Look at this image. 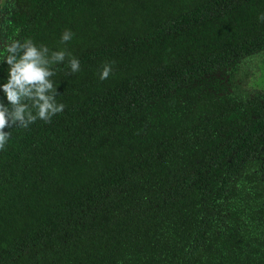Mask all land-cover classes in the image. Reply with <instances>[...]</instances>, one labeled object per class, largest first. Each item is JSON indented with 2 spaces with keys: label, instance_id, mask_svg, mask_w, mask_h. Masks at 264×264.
Masks as SVG:
<instances>
[{
  "label": "trees",
  "instance_id": "trees-1",
  "mask_svg": "<svg viewBox=\"0 0 264 264\" xmlns=\"http://www.w3.org/2000/svg\"><path fill=\"white\" fill-rule=\"evenodd\" d=\"M25 38L65 52V107L8 129L0 264H264V94L208 88L264 48V0H6L0 50Z\"/></svg>",
  "mask_w": 264,
  "mask_h": 264
},
{
  "label": "clouds",
  "instance_id": "clouds-1",
  "mask_svg": "<svg viewBox=\"0 0 264 264\" xmlns=\"http://www.w3.org/2000/svg\"><path fill=\"white\" fill-rule=\"evenodd\" d=\"M71 33H62L61 41L71 38ZM63 50L52 51L45 45L39 47L30 38L23 42L10 39L0 50V62L7 65L6 77L0 78V149L4 148L14 125L26 128L37 119L47 121L61 112L64 104L55 99L53 75L50 65L63 61ZM70 70H79V61L70 57ZM111 67L105 64L99 73L100 79H106ZM30 102V103H29ZM7 129V130H6Z\"/></svg>",
  "mask_w": 264,
  "mask_h": 264
},
{
  "label": "flooded vegetation",
  "instance_id": "flooded-vegetation-1",
  "mask_svg": "<svg viewBox=\"0 0 264 264\" xmlns=\"http://www.w3.org/2000/svg\"><path fill=\"white\" fill-rule=\"evenodd\" d=\"M0 4V10L4 3ZM264 63V48L258 52L247 55L234 68L222 70L217 74L218 80H208V88L213 99H221L222 95L232 96L233 103H241V100H254L259 94H264V88L254 85V79L261 70L260 65ZM260 102H263L261 99ZM264 162V159L260 160Z\"/></svg>",
  "mask_w": 264,
  "mask_h": 264
},
{
  "label": "rangeland",
  "instance_id": "rangeland-1",
  "mask_svg": "<svg viewBox=\"0 0 264 264\" xmlns=\"http://www.w3.org/2000/svg\"><path fill=\"white\" fill-rule=\"evenodd\" d=\"M261 70L254 79V85L264 88V63L260 65Z\"/></svg>",
  "mask_w": 264,
  "mask_h": 264
},
{
  "label": "water",
  "instance_id": "water-1",
  "mask_svg": "<svg viewBox=\"0 0 264 264\" xmlns=\"http://www.w3.org/2000/svg\"><path fill=\"white\" fill-rule=\"evenodd\" d=\"M4 0H0V4L3 3Z\"/></svg>",
  "mask_w": 264,
  "mask_h": 264
}]
</instances>
